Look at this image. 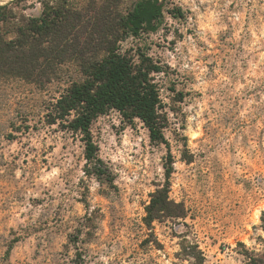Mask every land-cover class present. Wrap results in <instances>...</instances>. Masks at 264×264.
Returning a JSON list of instances; mask_svg holds the SVG:
<instances>
[{"label":"rangeland","instance_id":"1","mask_svg":"<svg viewBox=\"0 0 264 264\" xmlns=\"http://www.w3.org/2000/svg\"><path fill=\"white\" fill-rule=\"evenodd\" d=\"M43 1L118 17L136 0ZM10 2L17 19L42 10ZM122 37L162 68L168 121L159 145L117 112L92 122L107 183L81 135L46 123L75 62L43 86L0 79V264H264V0H165L155 32ZM157 189L183 218L147 221Z\"/></svg>","mask_w":264,"mask_h":264},{"label":"trees","instance_id":"2","mask_svg":"<svg viewBox=\"0 0 264 264\" xmlns=\"http://www.w3.org/2000/svg\"><path fill=\"white\" fill-rule=\"evenodd\" d=\"M12 5L26 0L0 2V79H20L36 86L50 83L57 68L75 62L81 79L70 83L46 114L48 125L81 135L84 157L91 173L108 182L109 172L92 142V122L110 111L128 120L140 121L149 141L159 145L167 127V109L154 74L163 72L152 59L121 51L124 36L140 38L155 32L163 19L165 0H136L125 16L117 17L104 3L92 9L76 10L65 4L42 5L38 16L6 14ZM10 2V3H11ZM11 11V10H10ZM6 14V15H5ZM17 19L10 32L5 25ZM175 92V89H170ZM182 95L177 93V100ZM184 208L169 199L168 190L157 189L147 207V221L161 217L183 218Z\"/></svg>","mask_w":264,"mask_h":264},{"label":"bare ground","instance_id":"3","mask_svg":"<svg viewBox=\"0 0 264 264\" xmlns=\"http://www.w3.org/2000/svg\"><path fill=\"white\" fill-rule=\"evenodd\" d=\"M1 1V0H0ZM9 3V2H8ZM7 4V3H6ZM6 4H4V5H6ZM3 6V5H2Z\"/></svg>","mask_w":264,"mask_h":264}]
</instances>
